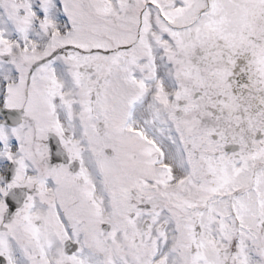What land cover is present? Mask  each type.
<instances>
[{
	"label": "snow or ice",
	"instance_id": "snow-or-ice-1",
	"mask_svg": "<svg viewBox=\"0 0 264 264\" xmlns=\"http://www.w3.org/2000/svg\"><path fill=\"white\" fill-rule=\"evenodd\" d=\"M0 264H264V0H0Z\"/></svg>",
	"mask_w": 264,
	"mask_h": 264
}]
</instances>
